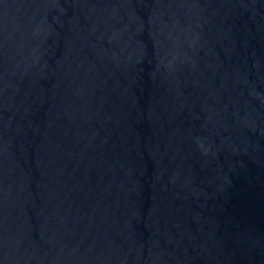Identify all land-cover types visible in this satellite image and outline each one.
Returning a JSON list of instances; mask_svg holds the SVG:
<instances>
[{
  "label": "water",
  "instance_id": "95a60500",
  "mask_svg": "<svg viewBox=\"0 0 264 264\" xmlns=\"http://www.w3.org/2000/svg\"><path fill=\"white\" fill-rule=\"evenodd\" d=\"M0 264H264V0H0Z\"/></svg>",
  "mask_w": 264,
  "mask_h": 264
}]
</instances>
